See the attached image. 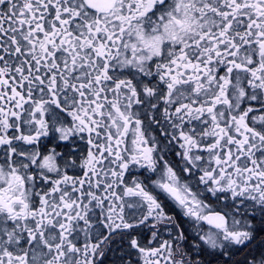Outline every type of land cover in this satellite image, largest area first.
Returning <instances> with one entry per match:
<instances>
[{"label": "snow or ice", "instance_id": "1", "mask_svg": "<svg viewBox=\"0 0 264 264\" xmlns=\"http://www.w3.org/2000/svg\"><path fill=\"white\" fill-rule=\"evenodd\" d=\"M261 236L264 0H0V264H264Z\"/></svg>", "mask_w": 264, "mask_h": 264}, {"label": "flooded vegetation", "instance_id": "2", "mask_svg": "<svg viewBox=\"0 0 264 264\" xmlns=\"http://www.w3.org/2000/svg\"><path fill=\"white\" fill-rule=\"evenodd\" d=\"M260 239H261V240H264V236H261ZM258 244H259V240L257 241V245H258ZM257 245H254L253 247H254V248H257ZM257 250H259V249L257 248ZM246 255H247L246 252H245V253H241V254H239L238 256H236V260H238V261L243 260L244 257H245ZM207 259H208L209 261H211V260H213L214 258H213V257H207Z\"/></svg>", "mask_w": 264, "mask_h": 264}]
</instances>
